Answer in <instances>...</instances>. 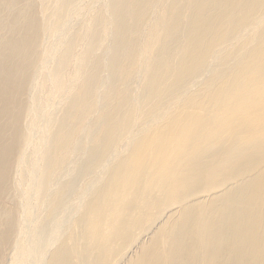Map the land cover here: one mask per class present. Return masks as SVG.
<instances>
[{"label":"bare ground","instance_id":"6f19581e","mask_svg":"<svg viewBox=\"0 0 264 264\" xmlns=\"http://www.w3.org/2000/svg\"><path fill=\"white\" fill-rule=\"evenodd\" d=\"M0 264H264V0H0Z\"/></svg>","mask_w":264,"mask_h":264},{"label":"rangeland","instance_id":"374dc122","mask_svg":"<svg viewBox=\"0 0 264 264\" xmlns=\"http://www.w3.org/2000/svg\"><path fill=\"white\" fill-rule=\"evenodd\" d=\"M38 205H39V203H38ZM38 207H40V206H38Z\"/></svg>","mask_w":264,"mask_h":264}]
</instances>
